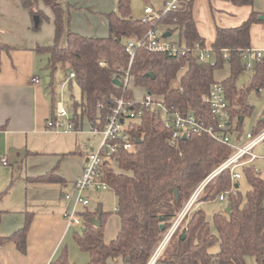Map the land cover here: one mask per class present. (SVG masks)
Here are the masks:
<instances>
[{"label":"trees","instance_id":"obj_1","mask_svg":"<svg viewBox=\"0 0 264 264\" xmlns=\"http://www.w3.org/2000/svg\"><path fill=\"white\" fill-rule=\"evenodd\" d=\"M230 1L238 6H253L255 0ZM131 3L132 0H119L117 10L105 14L108 36L90 37L72 31L71 4L66 7L62 0H21L33 20L34 31H40L43 23L50 20L41 4L48 6L53 14V44L35 48L37 53L49 56L51 118L55 119L57 107L54 74L59 68H69L70 74H75L70 82L74 80L81 90V101L74 100L70 119L76 131L82 128L85 118L92 130H103L114 102L122 96L127 101L133 100L129 91L124 92L123 86L114 84V80L123 82L129 73L133 84L146 94L161 97L182 113L192 112L208 123L215 121L205 97L215 83H221L234 130L240 132L245 117L252 114L249 93L264 88V57L254 67L251 85L238 87L237 80L246 70L241 53L252 48L251 28L264 23V15L260 19L261 15L253 11L237 27L217 28L212 45L214 59L201 63L193 51L197 44L206 46L194 19L195 0L182 1L178 10L161 16L155 24L134 18ZM160 27L178 32V53L169 55L141 47L136 49L130 63L131 57L126 51L129 41L143 39L150 29ZM225 64L230 67V76L216 81L215 72ZM177 80L179 84L175 87ZM127 126L135 143L133 151L121 149L115 153L118 171L106 164L101 168L102 181L117 197L116 214L121 219L117 238L106 243L105 222L109 213L100 205L94 212L82 208L77 214L82 230L75 231L74 239L81 251L90 255V264H108L111 260L147 264L199 184L233 151L205 134L190 135L173 145L171 132L151 109H144L142 116L128 121ZM262 130L264 112L253 133ZM254 163L238 169L241 179L250 186L245 196L240 192L241 179L233 182L229 170L220 173L206 187L197 202L219 200L223 193L233 190L227 197L230 213L215 214L211 225L203 210L193 208L172 236L159 264H247L248 257H253L256 264H264V177L261 171L255 170ZM34 181L49 183L60 178L51 172ZM4 214L0 208V224ZM99 216L101 225L95 226L93 221ZM32 221L33 214L26 213L23 228L9 237L0 235V244L13 242L21 253H26ZM214 247L218 248L217 252L211 251ZM55 264L76 263L70 261L64 248Z\"/></svg>","mask_w":264,"mask_h":264},{"label":"crops","instance_id":"obj_2","mask_svg":"<svg viewBox=\"0 0 264 264\" xmlns=\"http://www.w3.org/2000/svg\"><path fill=\"white\" fill-rule=\"evenodd\" d=\"M40 8L49 17L48 24H52L54 31L51 9L43 4ZM253 11L263 16L264 0H255L253 6H238L230 0H195L194 19L206 46L212 48L217 28L237 27ZM32 26L33 20L21 0H0V156L17 163L19 170L24 172V176L18 177L17 183L21 184L16 187L17 192L12 194L15 184L11 189L0 188L3 193L0 208L5 211L0 235H13L23 228L26 213L33 214L27 235V252L21 253L13 242L0 244V264H55L64 248H67L71 262L90 264V255L81 251L74 239L78 226L69 224L65 218L66 212L73 207L72 200L66 196L70 195V190L74 194L75 181L85 169L90 154H83V167L79 169L78 178L72 181L60 167L61 161L69 160L71 165L78 159L75 156L82 155L75 135L83 130L84 123L79 131L49 129L53 113L49 86L52 77L47 69L49 56L37 53L35 48L49 45L52 40L45 32L34 31ZM160 32L163 37L170 34L164 37L167 40H179L178 32H170L168 27H160ZM65 42L64 39L63 45ZM251 46L264 50V31L260 23L251 28ZM41 74L45 75L44 80ZM33 77H38L40 83L34 84ZM9 166L0 164L5 169L0 170V181L4 175L9 177L6 169ZM51 172L60 181H34ZM119 232V229L105 231L106 243L115 240Z\"/></svg>","mask_w":264,"mask_h":264},{"label":"built area","instance_id":"obj_3","mask_svg":"<svg viewBox=\"0 0 264 264\" xmlns=\"http://www.w3.org/2000/svg\"><path fill=\"white\" fill-rule=\"evenodd\" d=\"M184 0H173L166 3V9L156 13L152 6H147L144 10V22H155L168 12L178 10L180 4ZM146 48L149 51L168 53L176 55L179 51V46L175 41L167 40L163 37L160 30L150 29L146 37L143 39H132L126 47L127 53L131 57L132 63L136 49ZM201 63L212 61L214 59V51L208 46L197 44L193 50ZM225 50V58H227ZM264 57V50L251 48L241 53V59L246 68L249 62H255V65ZM75 78V74L71 72L69 82ZM32 82L39 84L38 77H33ZM131 78L129 73L126 74L122 82L124 92L128 91ZM205 103L210 109V113L214 117V123H208L204 119L199 118L194 113H182L173 105H168L166 101L152 94H146L141 102L135 100L127 101L124 96L114 102L113 109L107 118L106 126L103 130L93 129L95 135H102V141L98 152L90 154L87 158V164L83 174L75 181L73 196L67 195L66 198L72 200L73 207L65 214L66 220L71 225H81V220L78 219V211L81 208L90 210L92 202L89 198H85L84 194L89 191L108 190L107 183L102 181L101 168L103 165L112 166L115 164L114 155L118 150L127 152L133 151L135 143L132 140V135L128 131L127 123L130 120L138 119L142 116L144 109L154 110L157 117L161 120L164 128L171 132V142L175 145L180 139L189 137L193 134H205L214 141L231 148V156L225 160L220 166L213 170L197 187L191 199L186 204L185 208L178 216L172 228L168 231L166 237L161 242L158 249L154 252L147 264H159V258L170 242L184 219L191 213L195 204L199 200L201 194L206 187L223 171L229 170L233 182L241 179V174L238 169L252 164L261 157L257 156L255 149L264 143V130L254 134L246 135V142L240 143L233 140V135L236 133L228 110L225 89L219 82L215 83L209 94L205 97ZM68 114L63 108V102H57L55 110V119H50L49 129H59L63 127L62 120L67 119ZM73 130V125L69 119L68 131ZM0 164L9 166V161L5 157L0 156ZM256 171H259L255 168ZM233 192L223 193L219 197V201L227 202V197Z\"/></svg>","mask_w":264,"mask_h":264},{"label":"rangeland","instance_id":"obj_4","mask_svg":"<svg viewBox=\"0 0 264 264\" xmlns=\"http://www.w3.org/2000/svg\"><path fill=\"white\" fill-rule=\"evenodd\" d=\"M118 1L119 0H62V4L66 7L68 6V4H71L72 6L70 7L72 31L90 37H105L108 36V22L105 14L116 11L118 6ZM170 1L173 0H132L131 3L132 14L134 18L144 19L145 18L144 10L147 7V5L153 6L154 9L156 10V13H158L159 11L165 10L166 3ZM260 27L264 31V24L260 23ZM40 31H43L45 32L44 34L49 35V38L52 40L51 44L49 45H52L54 40L53 38L54 31L52 24H48V22H44ZM172 38L178 39L177 36H173ZM247 65H249L250 67L246 68L245 72L242 73L239 79L237 80V84L239 88H247L252 83L255 62H249L247 63ZM228 73H229V67L227 64H225L224 68L217 70L215 72L216 81H221L226 79L228 77ZM41 76L42 79L44 80L45 75L41 74ZM69 77H70L69 68H59L54 74V89L57 97V102L60 101L63 102V108L68 114L67 119L62 120L63 127L56 129L55 131L68 130L69 119L72 118L74 113V100L81 101V90L74 80H72L70 83L67 82L69 80ZM178 84H179V80L175 81L173 85L176 87L178 86ZM128 91L132 95V99L135 100L136 102H141L146 94V91L144 89L135 86L132 81L129 85ZM248 98L251 106L253 107L252 114L247 115L245 117L240 134L235 133L233 135V140L235 142L238 139H240L238 142L245 143L246 135L248 133H253L258 120L261 119L263 115L264 88H262L259 92L258 90H252L249 93ZM75 136L77 138V144L79 145L78 150L80 151V153H82V155L75 156L78 159H76V161H72L74 163H72L71 165L68 162L69 160L60 162V163L63 162L62 164H60L61 172L64 173L66 177H68L69 181L78 178L79 169L83 167V165H81L82 159L84 158L83 154H87V153L92 154L94 152H98L102 140L101 134L95 135L92 132L86 118L84 119L83 130L77 133V135ZM254 153L257 156L261 157L260 159H257L255 161L254 166L259 171H261V174L264 177V143L259 145V147L255 149ZM11 162L9 161L10 165ZM71 166H73L74 168H71ZM0 168H1L0 170H5L2 167ZM113 168L116 171H118V168L115 164L113 165ZM6 169L9 172V177L7 175H4L1 178L0 188L6 190L8 188L11 189L12 186H14L15 184L14 189H12L13 190L12 194H14V192H17L16 187L18 186V184H21V183H17L18 177L20 176V174L24 176L23 174L24 172L22 173L19 170L20 167L15 162H12V166H9V168ZM12 169L14 171L13 179H12ZM83 172L84 170H82L80 176L83 174ZM238 172H240V170H238ZM239 184H240V192L243 194V196H245L246 193L250 190V186L244 179H241L239 181ZM69 192H70L69 194L72 196L73 192H71V190ZM130 195L132 198H134L133 189H130ZM84 197L89 198V200L92 202L90 211L94 212L100 205L104 212L109 213L105 222L106 232L110 230L116 231L117 229H119L120 231L121 219L116 214V210L118 206L117 197L115 195V192L111 188H109L108 190L89 191L84 194ZM228 204H229L228 202H221L218 199L208 202L199 201L196 203L194 210H200V209L203 210L207 216V220L212 225L214 215L217 213L224 212ZM81 209H79V211ZM78 219H80L79 216ZM78 230L80 231L82 230L81 225L78 226ZM108 239H109V234H108ZM211 251L217 252L218 248L214 247L211 249ZM108 264H124V263L122 260H120L118 262L110 261ZM247 264H256V261L253 257H248Z\"/></svg>","mask_w":264,"mask_h":264},{"label":"water","instance_id":"obj_5","mask_svg":"<svg viewBox=\"0 0 264 264\" xmlns=\"http://www.w3.org/2000/svg\"><path fill=\"white\" fill-rule=\"evenodd\" d=\"M262 18H263V17L261 16L260 19H262ZM35 21H36V24H38V22H39V18L36 17V18H35ZM169 36H170L169 33L164 35V37H169ZM114 84L117 85V86H119V87H122V86H123V85H122V82H121L120 80H114ZM183 139H186V137H184ZM137 143H139V140H137ZM238 187H239V186L236 185V188H238ZM230 211H231V207H230V204H228V206H227L225 212H226L227 214H229ZM93 223H94L95 226H100V225H101V216H99L96 220H94ZM162 229H164V226H162Z\"/></svg>","mask_w":264,"mask_h":264}]
</instances>
